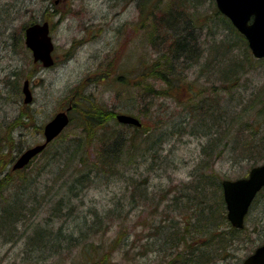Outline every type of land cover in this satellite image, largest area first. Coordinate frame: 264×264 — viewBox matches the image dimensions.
<instances>
[{
	"label": "rangeland",
	"instance_id": "rangeland-1",
	"mask_svg": "<svg viewBox=\"0 0 264 264\" xmlns=\"http://www.w3.org/2000/svg\"><path fill=\"white\" fill-rule=\"evenodd\" d=\"M118 2L0 0L2 178L19 153L43 140V124L64 110L76 93L91 106L137 116L145 130L139 134L149 135L148 142L155 141L150 148L142 147V154L124 169L123 175L112 174L82 188L58 216L52 205L64 190L56 192L62 180L59 174L63 160L51 156L63 150L67 144L64 139L73 135V129L78 130L75 120L69 122L63 130L66 137L59 138L49 152L35 156L22 172L5 179L8 189H4L1 200L13 197L20 179L32 172L30 193L23 201L27 209L21 210L23 219L20 216L14 230L16 241L9 240L13 236L8 239L0 225V264H77L82 257L80 247L99 244L112 264H239L264 241V189L245 217L246 238L236 241L229 252L211 251L205 263L187 262L183 253L174 257L176 248L168 250L156 225L164 219L165 223L174 219L183 224L187 214L178 208L184 204V193L180 191L192 175L204 171L219 175L213 177L220 180L235 179L246 176L252 166L264 160V120L259 114L264 107V57L252 55L242 36L217 9L215 0ZM165 8L181 12L180 25L190 21L185 30L187 44L169 58L176 67V76L183 81L179 86L176 76L166 87L149 73L152 62L172 41L171 30L155 43L147 36ZM43 21L49 22L54 43V64L49 67L34 62L24 44L25 27ZM89 24L93 27L87 28ZM127 59L132 66L131 85H120L110 69L116 62L122 68ZM106 70L109 72L103 75H111L103 80L86 77L89 72ZM26 78L32 92L29 103L23 102ZM171 84L175 85L170 88ZM150 85L156 89H146ZM159 88L169 89V94L157 95L155 90ZM213 91L220 99L214 103L211 115L204 114L207 104L202 96ZM194 102L198 104L192 106ZM200 105L203 107L198 109ZM73 113L77 111H71L70 116ZM128 125L120 127L122 132L134 136L135 129ZM47 156L50 161L37 170ZM64 171L68 173L69 167L65 166ZM94 211L101 223L93 224ZM219 225L224 227L214 226ZM33 228L88 238L80 247L61 239L60 245L55 244L60 253L56 254L50 244L43 249L28 239ZM203 240L200 243L204 244Z\"/></svg>",
	"mask_w": 264,
	"mask_h": 264
},
{
	"label": "trees",
	"instance_id": "trees-1",
	"mask_svg": "<svg viewBox=\"0 0 264 264\" xmlns=\"http://www.w3.org/2000/svg\"><path fill=\"white\" fill-rule=\"evenodd\" d=\"M163 12L166 14L161 13L158 20L154 21L155 24L152 26V30L150 33L148 32L147 36L149 37L151 42L153 41L152 43H155V41L157 42L158 38H165L167 34L170 33L169 30H171L172 32L170 34H173L172 41L170 42V46L155 58L157 60L155 62H152L151 72L154 73H151L149 71L148 72L150 74H153V76L159 79L162 83H165V86L167 87L170 83L171 77H175L177 75L175 69L176 67L174 66V63H170L172 62V60H169V58L170 56L172 57L174 53L176 56V54L179 53H176L178 51V48L183 47L187 44V41L185 39V30L187 29L186 24H188L190 21L186 22L185 20L183 26L180 25L178 17L179 15H181V12L177 11L175 8H165ZM172 21L175 22V27L173 26ZM158 31L160 34L154 33ZM119 33H121V30L119 31ZM242 38L244 39L243 36ZM178 56H180V54ZM125 63L122 68L117 62L113 63V69H109L117 83L119 82L120 85H131V78L129 73L132 70V66L130 60L128 59L125 61ZM157 67L164 68H162L161 70V68L158 69ZM115 71H118V73H115ZM100 72L101 71H94L92 73L89 72L86 77L96 78L98 76L101 78V80H103L106 76L111 75L110 73L107 75H103L104 73L109 72V70L101 73ZM144 74L147 73L144 72ZM175 78V82L178 83L177 86L183 84V81L180 82V77L176 76ZM83 82H85L84 79ZM174 85L175 84H171L169 87L172 88ZM187 85L192 86V84ZM146 89L156 88L153 85H150V88ZM157 92H164L166 94H169V89L159 88L158 90H155V93L157 95H160ZM202 97V100L207 104V110L204 112V114L208 113V115H211L212 109L215 108L214 103L219 101L220 95L216 92L214 94L213 91L208 94H204ZM196 104L198 103H191L192 106H195ZM69 105L71 106L70 113L71 111L73 112V110L74 112L77 111V113H73L75 119L73 118L74 116L71 115L69 122L75 120V124L78 130L73 129V135L69 136V138L64 139V143L67 144L64 146L63 150H56L57 152L55 151L53 156H51H57L58 159L62 158V164H64L63 166L60 163L61 173L59 174V178H62V180L60 186L57 188L58 191L56 190V192L59 193L61 189L64 190L61 194H59L60 196L56 200L54 205H52L53 213L58 214V216L60 215L62 210L68 207L66 206V204L70 203V199L73 197H77L79 191H81L82 188L86 187L92 182H95L96 180L101 181L103 178L111 176L112 174L117 173L123 175L124 169L132 162H134L138 155L140 156L142 154V147L147 146L148 148H150L151 145L155 144V141L148 142L149 135H147V137H142L139 134V132L145 131L144 129H142V127L144 126L142 122L139 126L129 124L128 126L134 128L135 132L134 136H126V134H124L120 128L125 123L117 121L115 117L116 112L113 111L114 109H101L97 106H91V104H87V101L84 100L83 96L77 95V93L70 99L67 106ZM201 107L203 106L200 105L198 109H200ZM259 114L261 116V119L264 120V107H262ZM221 119H223L222 115ZM69 125L70 124H68V126ZM64 131L59 133L55 138L49 141V143H47L45 148L39 154L42 156L46 152H49V148L51 149V147L58 141L59 138L66 137ZM209 132H207V134ZM215 139L216 138L214 137V140ZM51 157L47 156L44 163L36 169L39 170L41 166L43 167L47 165ZM32 160L33 159H31L27 163V165H29ZM207 162L208 161H204L203 163ZM65 166L69 167L68 173H65V171L63 172ZM24 168L25 166L17 169H12V167H10L2 173L4 174L3 178L0 176V207H2L0 209V225H2L5 229L6 237L8 239L10 236H13V239H9L11 241H16L15 238L17 237V235H14V230L16 231L17 229L16 222L21 220L20 216L23 219V213L21 210L27 209V206L23 203V201H25V197L29 196L30 193V186L28 185V182L31 181L32 183V172L25 174L20 179L22 182L15 189L13 197L9 196L6 199L1 200V196L4 189H8L7 184L9 182L5 183V179H9V176L14 175L15 173L19 174V172H22ZM214 175L215 177L219 176L216 174ZM214 175L201 171L195 176L192 175V180L189 183H184L182 187L183 190L180 191V193H184V197L181 194L182 198L184 199V204L179 205L178 208L179 210H181L183 215H185L184 213H186L187 215H185V220L182 221L183 224L181 226L180 221L178 222L174 219H170L171 221L168 223H165L164 219L161 223H158L156 225L157 228L159 227V230L161 229V234L165 239L164 242L168 247V250L171 248H176V254L174 255V257H178L183 253L187 262L192 261L197 263H205L211 251L224 249L225 252H229L230 248L236 241L244 240L246 238V235H243L245 225L241 229L235 228L227 220L221 186L222 180L213 177ZM144 181L145 178L140 180V182ZM137 184H139V182ZM134 188L136 189L138 187ZM263 189L264 187L260 190V192ZM260 192H258V194ZM35 193L36 192L32 194L34 197H36ZM254 200L252 204L254 203ZM158 205L159 203H156L154 208L157 209ZM115 208L116 206L111 207L108 212L112 213ZM93 214L95 216V219H93V224L101 223L102 219H98L96 217L99 216L97 211H94ZM216 224H223L224 227H222V225L214 226ZM81 237H74L70 234H62L59 230L58 232L54 233L50 230H34V228L31 234L28 235V239L32 241L33 244L40 245V248L45 249L48 244H50L51 249H53V252L56 254L60 253L58 252L55 244L58 243L60 245L59 241H61V239L70 241L71 246L80 247L79 245L82 242H85L88 236ZM202 238L204 239V244L200 243L199 241ZM192 239L194 240L192 241ZM191 241L193 243L195 242L194 245L191 244ZM80 250V254L82 255V257L80 256V262H78L77 264H112L109 263L108 259L105 258L107 255L101 252V244L94 247H91L90 245L80 247Z\"/></svg>",
	"mask_w": 264,
	"mask_h": 264
},
{
	"label": "water",
	"instance_id": "water-1",
	"mask_svg": "<svg viewBox=\"0 0 264 264\" xmlns=\"http://www.w3.org/2000/svg\"><path fill=\"white\" fill-rule=\"evenodd\" d=\"M216 7L242 33L255 57H264V0H215ZM24 43L31 51L34 62L44 67L53 65L54 43L49 23L33 22L24 29ZM23 102L32 101L29 80L22 85ZM71 106L56 112L44 125V139L22 151L12 164V169L25 166L39 154L69 123ZM118 122L139 126L141 121L128 113H117ZM226 218L235 228H243L245 216L258 191L264 186V160L252 166L246 176L221 181ZM240 264H264V242L258 245Z\"/></svg>",
	"mask_w": 264,
	"mask_h": 264
},
{
	"label": "flooded vegetation",
	"instance_id": "flooded-vegetation-1",
	"mask_svg": "<svg viewBox=\"0 0 264 264\" xmlns=\"http://www.w3.org/2000/svg\"><path fill=\"white\" fill-rule=\"evenodd\" d=\"M56 1H57V0H56ZM116 2L119 3L118 0H116ZM124 8H126V7H124ZM91 24H92V23H91ZM91 24H89V25L87 26V28H88L89 26H92V27H93V25H91ZM30 89H31V88H30Z\"/></svg>",
	"mask_w": 264,
	"mask_h": 264
}]
</instances>
